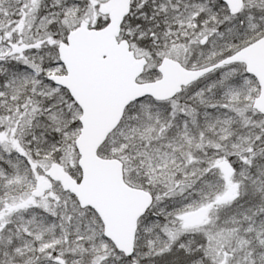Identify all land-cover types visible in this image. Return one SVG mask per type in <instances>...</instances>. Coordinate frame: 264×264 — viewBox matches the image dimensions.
Wrapping results in <instances>:
<instances>
[{"label": "snow or ice", "instance_id": "snow-or-ice-1", "mask_svg": "<svg viewBox=\"0 0 264 264\" xmlns=\"http://www.w3.org/2000/svg\"><path fill=\"white\" fill-rule=\"evenodd\" d=\"M0 264H264V0H0Z\"/></svg>", "mask_w": 264, "mask_h": 264}]
</instances>
